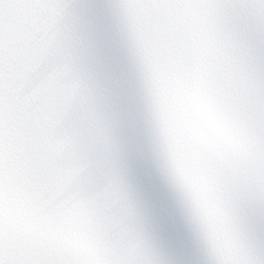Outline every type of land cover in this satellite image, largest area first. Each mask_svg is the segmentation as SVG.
Wrapping results in <instances>:
<instances>
[{
  "label": "snow or ice",
  "instance_id": "6c2138e0",
  "mask_svg": "<svg viewBox=\"0 0 264 264\" xmlns=\"http://www.w3.org/2000/svg\"><path fill=\"white\" fill-rule=\"evenodd\" d=\"M0 264H264V0H0Z\"/></svg>",
  "mask_w": 264,
  "mask_h": 264
}]
</instances>
